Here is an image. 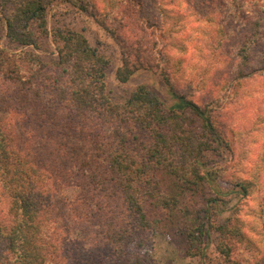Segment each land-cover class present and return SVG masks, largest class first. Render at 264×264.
Returning a JSON list of instances; mask_svg holds the SVG:
<instances>
[{
    "label": "trees",
    "instance_id": "16d2710c",
    "mask_svg": "<svg viewBox=\"0 0 264 264\" xmlns=\"http://www.w3.org/2000/svg\"><path fill=\"white\" fill-rule=\"evenodd\" d=\"M53 1L0 0V30L20 47L6 49L0 38V264H158L144 251L159 223L147 206L171 212L177 203L176 195L169 203L161 175L191 191L214 179L215 197L206 201L221 205L220 173L202 158L220 150L223 131L207 103L172 88L169 100L140 84L123 102L112 101L104 83L109 59L82 32L48 28ZM67 1L117 21L120 33L104 25L121 49L117 80L157 66L152 45L160 23L143 0H99L107 11L92 0ZM156 4L167 16L169 5ZM49 35L52 63L37 52ZM234 185L246 193L244 181ZM210 226L223 237L234 232L226 223H202L189 233L195 248Z\"/></svg>",
    "mask_w": 264,
    "mask_h": 264
},
{
    "label": "rangeland",
    "instance_id": "374dc122",
    "mask_svg": "<svg viewBox=\"0 0 264 264\" xmlns=\"http://www.w3.org/2000/svg\"><path fill=\"white\" fill-rule=\"evenodd\" d=\"M143 1L146 14L160 23L154 25L160 29L153 27L157 66L139 70L124 82L115 76L122 64L121 49L104 28L112 24L118 31L116 20L95 14L92 5L81 10L67 0H54L47 8L48 28L63 26L82 32L109 59L104 83L112 101L123 102L140 84L153 87L162 99L169 100L172 88L198 104L207 103L223 131L226 141H220V150L206 152L202 158L207 170L220 173L217 186L223 193L216 199H222L221 205L206 201L215 197L216 189L208 185L214 179L191 191L162 173L169 203L173 204V195L177 203L171 212L147 206L150 219L159 223L150 230L151 243L144 251L158 264H257L264 259V0H208L203 4L158 0L169 5L167 16L159 11L156 0ZM92 2L95 10L99 5L103 11L109 9L99 0ZM0 38L2 47L20 48L7 42L4 26ZM37 52L44 62L57 60L50 35ZM166 53L170 62L164 61ZM237 181H244L246 193L234 185ZM211 221L217 226L226 223L234 232L223 237V229L210 226L207 241L195 248L189 233Z\"/></svg>",
    "mask_w": 264,
    "mask_h": 264
}]
</instances>
